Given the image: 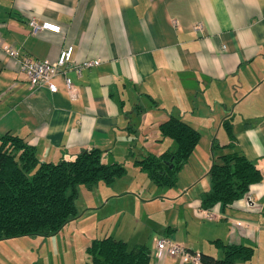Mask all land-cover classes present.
<instances>
[{
	"label": "crops",
	"instance_id": "1",
	"mask_svg": "<svg viewBox=\"0 0 264 264\" xmlns=\"http://www.w3.org/2000/svg\"><path fill=\"white\" fill-rule=\"evenodd\" d=\"M29 17L54 20L62 32L32 34ZM0 41L40 60L54 59L65 43L73 62L97 59L65 69L77 88L71 98L61 73L53 91L30 88L0 47V134L20 135L44 160L91 146L106 162L123 164L159 153L173 146L158 130L168 114L198 131L172 185L155 184L132 164L135 171L125 167L110 183L78 186L76 215L65 229L0 239L22 247L29 257L19 255L22 264H83L85 246L104 234L146 245L148 264H192L158 258L157 235L213 257L225 244L249 246L245 264H264V0H0ZM222 117L233 147L260 177L239 197L206 208L207 217L200 193L208 188L212 144L228 139Z\"/></svg>",
	"mask_w": 264,
	"mask_h": 264
},
{
	"label": "trees",
	"instance_id": "2",
	"mask_svg": "<svg viewBox=\"0 0 264 264\" xmlns=\"http://www.w3.org/2000/svg\"><path fill=\"white\" fill-rule=\"evenodd\" d=\"M228 139L211 146L207 171L208 188L200 193V205H225L242 195L260 177L254 162L232 145L230 121L222 117ZM159 136L173 146L159 153L148 152L133 160L157 185L175 183L177 171L198 139V131L178 115L168 114L158 123ZM96 146L81 148L72 157L44 160L34 146L10 131L0 134V239L20 235L48 236L76 215L74 199L78 185L91 188L99 180L110 183L125 172L123 162H106ZM221 257L200 252L206 264H245L252 248L225 244ZM83 264H148V247L128 244L110 234L92 238L85 246Z\"/></svg>",
	"mask_w": 264,
	"mask_h": 264
},
{
	"label": "built area",
	"instance_id": "3",
	"mask_svg": "<svg viewBox=\"0 0 264 264\" xmlns=\"http://www.w3.org/2000/svg\"><path fill=\"white\" fill-rule=\"evenodd\" d=\"M29 31L32 34H36L38 31L45 29L51 32H62L61 25L50 19L42 18L36 19L35 17H29L27 19ZM199 27V24H197ZM0 47L6 54L16 60L18 67L26 76L28 86L31 88L36 85L45 84L46 87L53 91L56 89V84L53 80L54 76L58 73L62 74L63 85L71 98L77 96V88L71 81L70 77L65 75V69L68 66H73L77 71L81 66H89L97 62V59H83L80 62H73L71 43L63 44L54 59H37L27 53L19 52L14 46L0 41ZM203 216L210 217L212 211L204 208L201 211ZM153 245L156 256L159 258L163 255L178 256L181 262L199 264L200 252L195 249H191L184 243L176 241L170 237L164 235H157L153 237Z\"/></svg>",
	"mask_w": 264,
	"mask_h": 264
},
{
	"label": "rangeland",
	"instance_id": "4",
	"mask_svg": "<svg viewBox=\"0 0 264 264\" xmlns=\"http://www.w3.org/2000/svg\"><path fill=\"white\" fill-rule=\"evenodd\" d=\"M232 95L234 94V91L231 93ZM155 100H157V99H155ZM160 100V99H159ZM169 110V109H168ZM167 110V111H168ZM165 117H167V115L165 116ZM164 119V118H163ZM166 141H171L172 142V140L170 139V138H166ZM172 144H173V142H172ZM132 150L133 151H135L136 152V150L135 149H133L132 148ZM125 164V167H126V170H128V171H135V166H137L136 164H134L133 162H132V159L131 158H129V157H127V160H126V162L124 163ZM132 164L133 165H135V166H132ZM141 174V173H140ZM142 175V174H141ZM79 187H84L83 185H81V184H79L78 185ZM76 198H77V196L75 197V202H76ZM81 204H80V202L78 203V206H80ZM149 206V204H146V207H148ZM145 221V220H144ZM69 222V221H68ZM67 222V223H68ZM61 228H66V223L61 227ZM83 232L85 233V234H87V232H89V231H85V230H83ZM54 234V233H53ZM22 236H24V237H28V238H33V237H36L37 235H20L19 237H22ZM16 238H18V237H16ZM8 238H6V239H4L5 241L7 240ZM6 243H11L8 247L5 245ZM22 247L20 246H18L17 247V245L16 244H14L12 241H10V242H4V244H1L0 245V257H1V259H0V261H3V263L4 264H22L23 263V261H24V259L22 258V260L20 259V258H18V256L19 255H21V256H23V257H26V258H29V257H27L24 253H23V250L21 249ZM39 262H41V261H39Z\"/></svg>",
	"mask_w": 264,
	"mask_h": 264
}]
</instances>
